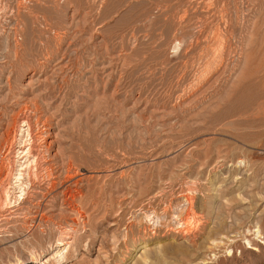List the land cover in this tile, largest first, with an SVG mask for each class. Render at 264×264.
I'll return each instance as SVG.
<instances>
[{"label": "rangeland", "instance_id": "1", "mask_svg": "<svg viewBox=\"0 0 264 264\" xmlns=\"http://www.w3.org/2000/svg\"><path fill=\"white\" fill-rule=\"evenodd\" d=\"M0 175V264H264V0H0Z\"/></svg>", "mask_w": 264, "mask_h": 264}, {"label": "bare ground", "instance_id": "2", "mask_svg": "<svg viewBox=\"0 0 264 264\" xmlns=\"http://www.w3.org/2000/svg\"><path fill=\"white\" fill-rule=\"evenodd\" d=\"M22 121H26V120H24V118H20V119H19V122H22ZM15 138H17V137H15ZM46 146H47V145H46ZM39 159H40V158H39ZM1 174H2V173H1ZM0 176L2 177V175H0ZM1 177H0V188H1V184H3V183H1V182H3ZM68 177H69V176H68ZM82 178H83V177H82ZM80 182H81V181H80ZM74 183H75V182H74ZM74 185H75V187H77V189H79V186H81V187H85V186H86L85 184H84V185H85V186H84L83 183H82V184H79V182H78V183H75ZM68 187H69V186H68ZM80 189H81V188H80ZM83 189H84V188H83ZM68 190H69V189L66 188V191H68ZM71 191H72V190H71ZM1 192H2V190H1ZM1 192H0V193H1ZM80 192H81V191H80ZM70 193H71V192H70ZM4 199H5V198H4ZM6 200H7V199H6ZM67 201H68V200H67ZM66 205H67V204H66ZM68 205H69V204H68ZM136 250H137V247H136ZM146 254H147V253H146ZM142 257H143V256H142Z\"/></svg>", "mask_w": 264, "mask_h": 264}]
</instances>
